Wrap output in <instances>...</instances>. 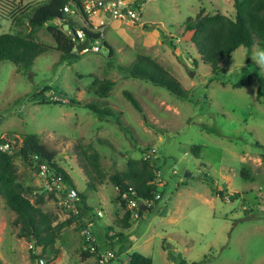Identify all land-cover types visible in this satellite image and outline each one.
<instances>
[{
  "label": "rangeland",
  "instance_id": "obj_1",
  "mask_svg": "<svg viewBox=\"0 0 264 264\" xmlns=\"http://www.w3.org/2000/svg\"><path fill=\"white\" fill-rule=\"evenodd\" d=\"M37 1L0 4V33L28 32L27 23L18 24L7 13ZM200 6L234 15L231 0H143L137 7L142 25L118 20L108 25L105 41L111 54L101 47L68 63L59 62V52L50 49L38 55L29 70L9 60L0 62V135L14 133L16 146L26 134L37 135L92 207L91 219L61 230L53 264H97L96 257L80 255L85 232L94 236L98 251L107 249L104 228L110 225L117 231L114 220L124 212L108 175L124 170L128 158L153 153L160 165L162 193L153 212L132 215L130 228L124 230L132 242L129 251L150 257L152 264H264V95L256 97L264 71L250 58L263 47L256 41L250 51L238 47L214 76L184 29ZM76 19L70 15L71 21ZM34 37L54 47L45 27ZM139 54L162 65L188 90V98L123 75L118 65L130 66ZM95 78L114 81L105 97L94 94ZM86 104L106 107L111 115L99 118ZM192 145L202 146L199 158L191 153ZM81 148L100 153L105 173L101 183L83 166ZM15 165L19 178L43 194L41 208L68 219L73 208L61 193L48 190L47 175L20 157ZM92 181L95 189L88 185ZM14 215L0 199V264H37L29 241L16 234ZM113 242L116 252L118 243ZM33 249L40 253V248ZM126 260V254L116 255L111 264Z\"/></svg>",
  "mask_w": 264,
  "mask_h": 264
},
{
  "label": "trees",
  "instance_id": "obj_2",
  "mask_svg": "<svg viewBox=\"0 0 264 264\" xmlns=\"http://www.w3.org/2000/svg\"><path fill=\"white\" fill-rule=\"evenodd\" d=\"M9 3V0H0L2 5ZM66 5L80 7V4L75 0H39L28 6H14L7 15L11 16L18 24L27 23L29 31L0 33V62L9 60L19 68L29 70L34 59L50 49L59 52V62L70 63L71 60L77 59L79 53L74 50L73 42L63 30L64 23L69 26L74 25V22L70 20V14L64 12L63 8ZM232 5L233 16L226 15L221 11H215L213 14L204 13V10L200 9L195 16L188 17L184 24V29L190 33V41L202 61L211 67L214 76L221 72L220 63L222 60L238 47L243 46L250 51L256 41L264 48V0H233ZM55 22L62 24L58 26L54 24ZM42 27H45L47 33L52 37L54 47L39 42L34 37L36 30ZM88 34L90 35V32ZM102 47H105L111 54L112 48L106 41ZM118 69L127 77L164 87L177 98H188V90L150 56L139 54L130 66L118 65ZM91 86L94 94L101 98L108 95L114 86V81L95 78ZM123 93L134 108L141 112L138 102L128 92L124 91ZM263 95L264 77H259L256 97L261 98ZM86 107L99 118L111 115V110L106 107L98 108L90 104H86ZM12 135L14 133L10 132L0 135V143H8L12 150V152H8L0 149V199H3L6 206L14 212L15 215L11 223L17 227V236L29 241L31 258L36 260L37 264L40 259L45 260L46 264H53L58 255V249L55 246L61 230L77 220L91 219L92 207L87 204L85 194L77 191L78 200L75 202V209L69 210L68 219L61 220L56 214L44 211L40 206L43 194L19 178L15 158L20 157L25 164L36 166L35 169L38 172L41 171L40 165L44 164L48 172L60 173L65 183L64 191L61 192L64 198L67 188H75V185L70 176L55 162V154L40 143L37 135L26 134L19 146L15 144L16 139L12 140ZM255 144L262 147L258 143ZM201 148L200 145H192L190 151L199 158ZM80 154L83 166L90 167L91 179L101 183L105 178V173L101 168L100 153L93 150L88 154L84 148H81ZM157 159L154 153L138 159L128 158L124 170H114L108 175V179L117 189L116 199L124 210L123 215L114 220V226L119 227L115 232L118 247L114 253L116 255L125 253L128 258L127 264H152L150 257L137 251H128L132 242L124 230L130 228V219L135 211L139 215L144 212H153L159 200V198H155V194L159 193L161 197V187L156 183L157 171L160 169V165L156 163ZM205 176L206 174H202L201 178L203 179ZM94 181L88 183L92 189L96 188ZM211 189L215 190L214 187ZM131 201H134L136 206L129 209L127 204ZM142 201L151 202V205L145 208L146 211ZM110 230H113V227L106 225L104 228L107 240L105 245L115 251L113 237L108 236ZM86 244L95 246V251L89 252V250L83 249V245ZM83 245L80 251L83 259L97 257V253L100 251H98L95 241L89 243L84 239ZM33 248H40V253H35ZM181 264L184 263L181 262Z\"/></svg>",
  "mask_w": 264,
  "mask_h": 264
},
{
  "label": "built area",
  "instance_id": "obj_3",
  "mask_svg": "<svg viewBox=\"0 0 264 264\" xmlns=\"http://www.w3.org/2000/svg\"><path fill=\"white\" fill-rule=\"evenodd\" d=\"M80 4V7L64 6V12L76 17L73 26L66 24V28L63 27L64 32L74 44V50L76 46L84 41L88 40L87 46L81 51H77L79 54L88 51H99L105 41V34L108 25L114 20L138 23L142 25L141 14L137 11L138 0H75ZM79 19V23L77 20ZM60 23V22H59ZM90 32V35L88 34ZM0 149L8 152H12L11 146L8 143H0ZM41 172L47 175L46 187L48 190H55L58 193L63 192L65 183L60 173L48 172L44 164L40 165ZM173 172H175L173 170ZM159 173V172H158ZM157 173V174H158ZM160 180L157 178L156 183L159 184ZM155 198H160V194L156 193ZM65 200L69 202L71 207L75 209V202L78 200V194L76 188L68 187ZM143 208L146 211V207L151 205V202L142 201ZM136 206L134 201L127 204V208ZM138 217V212L133 213ZM97 215L102 216L101 210H98ZM115 230L108 231V236L113 237V241L116 240ZM85 240L89 243L94 241V236L90 231L85 232ZM83 249L89 250V252L95 251V246L83 245ZM116 257V254L110 248L97 253L98 264H111V261ZM128 261V258L127 260ZM39 264H44V260H38Z\"/></svg>",
  "mask_w": 264,
  "mask_h": 264
},
{
  "label": "clouds",
  "instance_id": "obj_4",
  "mask_svg": "<svg viewBox=\"0 0 264 264\" xmlns=\"http://www.w3.org/2000/svg\"><path fill=\"white\" fill-rule=\"evenodd\" d=\"M250 58L259 70L264 71V48H257Z\"/></svg>",
  "mask_w": 264,
  "mask_h": 264
},
{
  "label": "water",
  "instance_id": "obj_5",
  "mask_svg": "<svg viewBox=\"0 0 264 264\" xmlns=\"http://www.w3.org/2000/svg\"><path fill=\"white\" fill-rule=\"evenodd\" d=\"M143 0H138V2H137V4H139V3H141ZM87 44H88V40L87 39H85L84 41H82V42H80L77 46H76V50L77 51H81L82 49H84L86 46H87ZM190 174V172H188V171H186L185 172V175H189ZM193 175H195V176H198V177H201L200 175H198V173H194ZM208 180V179H207ZM210 182V181H209ZM222 193V191L221 190H219L218 191V194H221ZM168 248L170 249V248H172L171 246H168ZM169 255H170V257L172 258V260H176V257L170 252L169 253Z\"/></svg>",
  "mask_w": 264,
  "mask_h": 264
},
{
  "label": "crops",
  "instance_id": "obj_6",
  "mask_svg": "<svg viewBox=\"0 0 264 264\" xmlns=\"http://www.w3.org/2000/svg\"><path fill=\"white\" fill-rule=\"evenodd\" d=\"M229 1H230V0H229ZM231 3L233 4V0H231ZM232 6H233V5H232ZM203 8H204V9H203ZM200 9H203V10H204V13L213 14V13L215 12V11H206V10H205V7H203V6H200V7H199V10H200ZM130 249H131V248H129V250H130ZM129 250H128V251H129ZM124 254H125V253H124ZM113 260H114V259H113ZM113 260L111 261V263L113 262Z\"/></svg>",
  "mask_w": 264,
  "mask_h": 264
}]
</instances>
